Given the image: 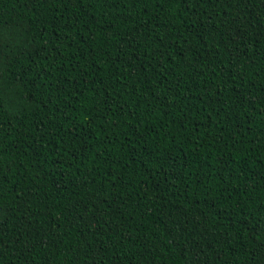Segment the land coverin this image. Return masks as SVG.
Returning <instances> with one entry per match:
<instances>
[{
    "label": "trees",
    "instance_id": "trees-1",
    "mask_svg": "<svg viewBox=\"0 0 264 264\" xmlns=\"http://www.w3.org/2000/svg\"><path fill=\"white\" fill-rule=\"evenodd\" d=\"M0 264H264V0H0Z\"/></svg>",
    "mask_w": 264,
    "mask_h": 264
}]
</instances>
